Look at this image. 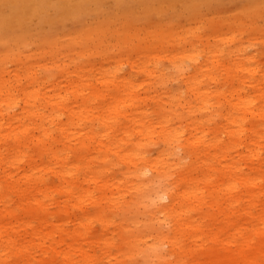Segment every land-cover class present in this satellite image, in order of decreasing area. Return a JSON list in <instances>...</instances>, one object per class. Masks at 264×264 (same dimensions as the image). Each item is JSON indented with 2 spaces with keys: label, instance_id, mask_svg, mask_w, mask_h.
<instances>
[{
  "label": "bare ground",
  "instance_id": "1",
  "mask_svg": "<svg viewBox=\"0 0 264 264\" xmlns=\"http://www.w3.org/2000/svg\"><path fill=\"white\" fill-rule=\"evenodd\" d=\"M222 2L264 5L0 0V264H264V34L192 28Z\"/></svg>",
  "mask_w": 264,
  "mask_h": 264
},
{
  "label": "rangeland",
  "instance_id": "2",
  "mask_svg": "<svg viewBox=\"0 0 264 264\" xmlns=\"http://www.w3.org/2000/svg\"><path fill=\"white\" fill-rule=\"evenodd\" d=\"M247 2H248V0H247ZM235 3H237V2H235ZM235 3H233V4H230V5H228V4H226L225 2H222L221 3V5H213L212 7H208L207 9L206 8H204V7H202L201 8V10H199V11H197L196 12V16L195 17H193L192 18V28H195V27H198L199 25H201V24H205V25H208V21L210 20V19H217L219 16L221 17V15L223 16V19H226V17L228 16V15H231V14H236V13H239V12H241V11H243V12H253V13H256L255 15V18L252 20L253 22H250V21H247L248 20V18H244V19H246V20H244V19H242V20H240V19H234V20H232L231 22H227V23H230L233 27H235L236 29H238V28H242V29H244L245 30V34H247L248 33V31L250 30L248 27H255L254 28V30H256L257 32H259V33H261V34H264V5H262V4H259V3H256L255 5H254V7L253 6H251L252 5V3H249L248 5H246L245 3V5L243 6V7H241V6H237L238 4H235ZM226 4V5H225ZM225 5V6H224ZM220 6V7H219ZM205 9V10H204ZM204 13L203 15L202 14H200V13ZM189 13H192V12H186L185 14H184V17L183 18H180V20L178 19V20H175V22L177 21H180V22H182V23H180V24H185V22H187V20H186V17L187 16H189L190 14ZM206 13H207V15H206ZM218 14H220V15H218ZM156 15V14H155ZM155 15H153L152 17H151V19H150V21L152 20V21H154L156 18V21L159 19L157 16H155ZM208 17V18H207ZM217 17V18H216ZM207 19V21H205V20ZM184 20V21H183ZM201 20V21H200ZM203 20H204V22H203ZM155 22V21H154ZM67 23V26L65 25L64 26V28L65 29H70L71 28V26H73V24L71 23V22H65V24ZM152 22H150V24H151ZM177 24L176 23V25H180V24ZM153 24V23H152ZM152 24L151 25H148L149 27H153L152 26ZM60 25V24H59ZM63 25L64 24H61V26H58V27H61L60 29L57 27V26H55V30H57V28H58V30L59 31H62V28H63ZM142 26H140V28H141ZM57 30V31H58ZM58 31V32H59ZM142 33H144V30H143V27H142ZM34 44H35V42H33ZM33 43H31L30 44V46L29 47H27V49H30V47H34L33 46ZM256 44H258V46L257 47H259L260 49H263V47H264V42H263V39H262V37H261V39L256 43ZM32 45V46H31ZM15 47V46H14ZM127 69V68H126ZM171 86H172V88H173V90H174V88L176 89V87H177V85L175 84V83H172V84H170ZM172 88H170V90L172 89ZM151 151L153 150L152 148L150 149Z\"/></svg>",
  "mask_w": 264,
  "mask_h": 264
}]
</instances>
